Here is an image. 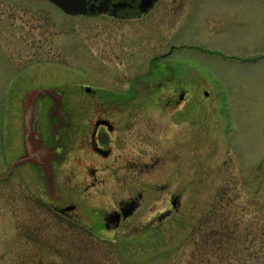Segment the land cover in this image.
I'll list each match as a JSON object with an SVG mask.
<instances>
[{"label":"rangeland","instance_id":"374dc122","mask_svg":"<svg viewBox=\"0 0 264 264\" xmlns=\"http://www.w3.org/2000/svg\"><path fill=\"white\" fill-rule=\"evenodd\" d=\"M185 1L156 33L150 19L111 22L67 15L49 0H0V264H87L84 240L69 238L52 207L71 199L75 214L97 223L134 182L145 188L141 207L117 229L99 228V264H264V0ZM191 2L193 18L180 25ZM172 35L200 49L154 68ZM152 66L166 76H149ZM89 82L113 90L135 82L139 96L166 86L190 94L175 108H141L131 135L114 134L135 145L131 160L116 145L103 159L75 128L60 129V140L51 118L52 94L83 104ZM78 110L74 127L84 121ZM135 158H159L160 167L133 175ZM89 167L104 168L96 187Z\"/></svg>","mask_w":264,"mask_h":264},{"label":"flooded vegetation","instance_id":"af4514ba","mask_svg":"<svg viewBox=\"0 0 264 264\" xmlns=\"http://www.w3.org/2000/svg\"><path fill=\"white\" fill-rule=\"evenodd\" d=\"M185 0H89V10L88 14L85 16L89 18H104L111 22H138V21H150L153 23V27L157 28L156 33L161 32L162 28H158L161 25H166L173 19L181 14L185 9ZM159 5L161 8L159 9ZM91 6V7H90ZM193 5L190 3L189 9L184 14L180 21V25L188 21L192 16ZM135 22V23H136ZM180 25L178 27H180ZM177 29H175L176 31ZM139 34H130V37H138ZM173 35L170 38V44L167 49H164L162 45L158 46V49L162 48L160 51L151 58V63H155L154 68H159L161 66L170 63H180V51L184 50H195L200 49L197 46H189L187 42L173 40ZM202 50V49H201ZM184 57V56H182ZM152 71L148 73L149 76L158 77V75L166 76V73L158 72L155 73L153 66ZM137 83L133 82L126 89H105L97 87L93 83L89 82L82 85L84 88V103L76 105H67L63 102V97H55L52 94V98L56 99V103L51 105V118L54 121L55 135L61 132V130L71 131L73 128L77 129V134L82 136V145L84 148L94 155L108 159L114 155L116 147L119 150V154L127 159L131 160L130 154H133L135 145L126 148L128 142L121 141L123 134L131 135V130L135 124H137L139 119V112L141 108L149 107L156 102L163 103L164 106L169 108H175L181 106L188 100L189 90L186 88H174L171 89L170 86H166L164 90L158 91L153 90L149 93H144L139 96L137 88L135 87ZM49 92L53 89H47ZM83 111L84 121L80 125L74 127L75 122L74 112ZM34 116V115H33ZM66 123V125H65ZM117 133L121 137L117 140L114 134ZM61 135V134H59ZM63 141V135L58 137ZM50 145V144H49ZM43 148V146H42ZM50 149L53 153L59 157V154L64 151L63 143L51 145ZM150 155L152 154V148L149 149ZM136 160V161H135ZM132 164L134 168L129 170L133 172L139 171L140 174L154 175L156 168L160 167L161 159H156L155 161H141L135 158ZM13 169V168H12ZM104 168L99 167H89L85 169V174L87 176H93L92 184L90 186L96 187L104 180L101 179ZM122 169H118L120 171ZM165 174V172H163ZM162 174V175H163ZM75 171L68 172V181L72 182L68 185V191H73L79 184L73 183ZM55 176V173H54ZM73 177V178H72ZM168 177L164 178L166 181ZM151 180H153L151 178ZM133 184L138 185L137 182L128 183V185ZM76 185V186H75ZM161 189L168 188L167 183L160 185ZM129 187V186H126ZM132 188H118L120 191L131 192L127 197H122L114 202L113 207L110 210L99 211L97 223H89L83 217H80L75 212L78 209L76 202L68 199L67 202L57 203L54 208V213L57 216L65 219L66 223L70 225L73 233L69 238H78L84 240V248H82L83 259L89 264H99L103 257L102 248L100 243L97 242L100 239L101 234L100 229H105L106 231H112L117 229L124 223L127 219L134 215V213L141 207L142 200L144 198L145 188L134 189ZM63 196V195H61ZM64 198V197H63ZM70 200V201H69ZM170 204L176 209L180 203V197L174 194L169 196ZM72 208H68V207ZM171 210V209H170ZM91 217V214H90ZM89 220V219H88ZM90 221V220H89ZM58 262L46 261L39 264H47ZM87 263V264H88Z\"/></svg>","mask_w":264,"mask_h":264},{"label":"water","instance_id":"95a60500","mask_svg":"<svg viewBox=\"0 0 264 264\" xmlns=\"http://www.w3.org/2000/svg\"><path fill=\"white\" fill-rule=\"evenodd\" d=\"M60 6L65 12L70 14L88 13V0H51ZM91 7V6H90ZM68 208H72L71 206ZM55 264V263H47Z\"/></svg>","mask_w":264,"mask_h":264}]
</instances>
